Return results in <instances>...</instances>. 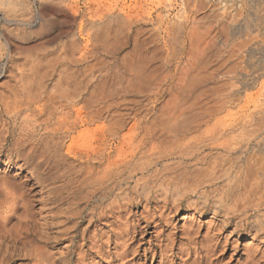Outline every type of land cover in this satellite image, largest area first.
<instances>
[{
    "label": "bare ground",
    "instance_id": "6f19581e",
    "mask_svg": "<svg viewBox=\"0 0 264 264\" xmlns=\"http://www.w3.org/2000/svg\"><path fill=\"white\" fill-rule=\"evenodd\" d=\"M239 4L242 8L246 5L256 16L260 13L258 18L264 20L261 12H264V0H240ZM15 6L11 4V11ZM31 18L19 19V24L27 25ZM259 23L264 25L262 20L255 24ZM240 33L238 29L236 34ZM54 41L49 42L53 45ZM261 49L252 46L250 55H257ZM1 52L7 56L3 44ZM36 66L37 74H27V80L7 85L9 94H0V114L17 117L23 111H30L23 121L30 128L25 134L41 126L44 131L39 136L51 138L57 145L58 136L69 135L101 116L107 102L104 85L96 87L92 97L96 110L74 116L71 75L54 78L46 60H38ZM263 74L264 58H260L253 72L240 70L236 78L243 91L258 85L256 92H260L264 89V80L260 81ZM216 97L220 103L214 101L216 108L211 112L208 109L205 117L201 114L207 120L199 116L201 123L196 126L189 122V114L176 121L180 114L175 123L130 127L129 141L120 148L114 145V140L122 132L123 123L111 127V132L105 126L97 127L96 138H91L96 132L91 133L90 129L80 131L85 139L74 153L73 148L70 152L87 167L84 180L89 188V203L98 195V199L104 200L124 182L133 183L134 187L117 192L105 210L96 218L91 217L81 231V245L74 236L66 244L65 254L86 247L79 258L83 264H103L107 260L109 264L119 260L121 264H149L150 257L153 263L159 257L158 264H264V102L260 109L235 119L231 113L225 114V103L220 101L223 98ZM209 118L215 121L210 123ZM6 130L7 127L0 128V137ZM37 141L25 143L23 152L16 158L13 154H3V144L0 145V164L7 160L17 166L15 172H7L6 166L0 169V242L4 237L1 228H6L12 218L17 219L16 224L24 219H36L34 202L39 199L44 210L40 216L45 226L42 231L56 225L61 227L59 231L69 233L66 224L74 219L72 208H57V202L70 200L68 203L72 204L71 193L63 195L59 192L61 186H54L50 173L54 160L40 154ZM68 151L66 155H70ZM56 195H60L58 199ZM142 203L141 213L127 211L132 204ZM124 208L127 216L123 214ZM95 211L96 207L92 214ZM88 233H91L89 239ZM24 238L19 237V241L28 242ZM249 238L248 242L242 240ZM87 240L89 244H85ZM29 256L37 264H54L51 253L43 246L34 245ZM4 262L0 259V264Z\"/></svg>",
    "mask_w": 264,
    "mask_h": 264
},
{
    "label": "rangeland",
    "instance_id": "374dc122",
    "mask_svg": "<svg viewBox=\"0 0 264 264\" xmlns=\"http://www.w3.org/2000/svg\"><path fill=\"white\" fill-rule=\"evenodd\" d=\"M10 2L16 5L13 11ZM239 2L0 0V45H5L8 50L6 57L2 54L6 51L0 54V94H9L7 85H13L17 80H27V74H37L36 63L42 59L48 61V71L54 78L71 75V112L74 116L92 114V110H96L92 97L100 85H104L108 102L95 122L79 126L69 135L58 136L57 145L51 142V138L39 136L44 131L41 126L25 134L30 130L23 123L30 114L29 110L17 117L5 112L0 114V128L7 127L0 137L2 153L13 154V158H16L23 152L25 143L39 139L37 147L40 154L54 160L51 181L54 186H61L59 192L63 195L71 193L73 203L69 204L70 200H66L60 204L58 200L57 208H72L74 217L71 223L66 224L69 233L68 230L65 233L59 231L61 227L56 225L42 231L45 226L41 224L43 218L40 216L44 210L40 199L35 200V220L24 219L16 224L17 219L12 218L6 228H1L4 237L0 242V259L5 261L3 264H37L29 256L34 245L43 246L51 253L54 264H83L79 258L86 247L65 254L66 244L76 236V242L81 245V231L90 218H96L99 212L105 210L117 192L129 191L134 187L133 183L124 182L117 185L113 193H108L104 200L98 199V195L89 203V188L84 180L87 167L80 164L79 158L72 157L75 148L85 139L80 131L90 129L91 133L96 132L91 138H96L97 127L105 126L110 131L114 125L123 123L120 124L122 132L114 140V145L120 148L129 141L130 127L175 123L180 114L176 121L183 120L182 117L189 114L194 121H188L196 126L209 112L208 109L211 112L216 108V96L224 99L220 101L225 103V114L231 113L235 119L260 109L259 105L264 102V89L256 92L259 90L256 85V88L243 91L236 75L240 70L253 72L260 58H264V25L255 24L264 20L258 18L260 13L256 16L246 5L242 8ZM4 5H8L7 11ZM29 17H32L29 24H19V19ZM247 22L249 26L246 27ZM238 29L241 30L240 34H236ZM51 39L55 40L53 45L49 42ZM252 46L263 49L251 56L249 49ZM263 80L264 74L260 77V81ZM88 101H91L90 105ZM192 114L197 116L194 118ZM214 121L215 118L210 119V123ZM3 137L5 140H1ZM67 151L70 155H66ZM5 166L9 168L7 172L17 169L7 160L0 164V169L4 170ZM102 203L103 206L100 205ZM94 207L96 211L92 214ZM143 208V203L132 204L127 211L138 214ZM123 210L127 216L126 209ZM93 229L94 226L91 227ZM23 236L28 238V242L19 241V237ZM90 236L91 233H88L86 238ZM242 240L248 242L251 239ZM87 242L85 244L90 243ZM112 247H109L110 250ZM159 261L157 257L153 263L150 257L149 264H158ZM121 262L119 260L112 264ZM103 264H109L108 260Z\"/></svg>",
    "mask_w": 264,
    "mask_h": 264
},
{
    "label": "clouds",
    "instance_id": "9594fccd",
    "mask_svg": "<svg viewBox=\"0 0 264 264\" xmlns=\"http://www.w3.org/2000/svg\"><path fill=\"white\" fill-rule=\"evenodd\" d=\"M8 5H4V10L7 11Z\"/></svg>",
    "mask_w": 264,
    "mask_h": 264
}]
</instances>
